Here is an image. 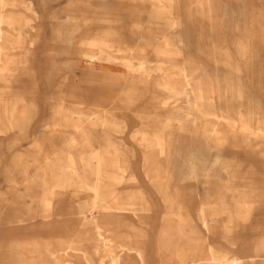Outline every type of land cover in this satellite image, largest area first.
<instances>
[{
    "label": "rangeland",
    "instance_id": "1",
    "mask_svg": "<svg viewBox=\"0 0 264 264\" xmlns=\"http://www.w3.org/2000/svg\"><path fill=\"white\" fill-rule=\"evenodd\" d=\"M13 2V6L5 9V11L0 4V12L17 22L15 25L4 24L2 26L4 39L0 40L3 57L9 61L11 60L9 65L7 64L0 70V218L2 216V221H0V264H9L7 248L1 246L2 239L6 236H8V239L14 238L16 236L14 231L17 230L16 228H20L18 225H11L13 226L12 229L16 230L7 229V218L12 219L14 210L17 211H15L16 213L22 214L29 211V207L34 209L36 204L28 202L30 200L29 196H44L49 188L30 186L29 179L54 177L50 175V165H41L38 162L40 151L35 149L34 145L40 140L41 136L46 135L62 148L58 154L57 165L59 166L66 162L67 156H73L78 162L85 157L91 158L90 163L92 164L97 162L93 157L95 156V149L98 148L96 143H92L85 148L79 145L66 146L63 144L64 136L75 131L74 127L79 117L77 113H73L67 120H63L61 115H56L58 96L60 94L67 96L70 92V88L67 86L58 87V78L49 77L53 62L57 59V52L53 48L61 37L56 36L57 32L64 33L69 28H85L89 25V36L99 35L102 34L104 28L112 29V12L114 16L125 14L127 19L130 9L133 14L136 13L139 17V26L137 27L140 28V38L132 37L123 31L126 30L127 25L125 24L130 19H125V23L122 24V31L118 30L120 28L117 29L119 32L118 37L124 42L127 41L132 45L139 46L141 54L149 56L150 61L149 64L147 62L145 65V69H139L135 59H130L129 67L132 69L133 79L131 86L134 88L131 91L133 100L130 103L125 95L124 104L118 105L115 112H142L149 122L169 120L173 129L176 128L179 119H186L185 122L190 125L191 113L189 112L192 110L190 103L195 97V91L193 90L192 93L186 95L183 92L184 83L179 74L180 67L178 64L173 61L166 62L163 55L159 56L160 48L164 44L168 45L170 51H173L172 54L177 53L185 59L189 71H197L193 74V77L198 78L197 81L203 83V85L198 83L201 90L196 91V94L203 102L204 111L212 107L204 106L205 99L203 97H205L206 91L203 88L204 86H210L208 83H204V74L206 71L211 73L214 71L213 69H216L215 71L218 72L220 79L221 94L219 97L218 92L214 91L213 87L215 85H212L213 90L211 93L209 92V95L213 100L208 99L206 103L208 104L211 101L213 105V101H219L223 109L213 107L212 112H210L216 114L215 116L218 119L224 120L225 115L232 118L236 117L234 114L237 113L238 103L234 100L235 98L229 95L230 93L227 98V89L230 83L237 84L240 89L244 88L246 96L249 97H251L253 89L261 88L264 91V0H175L172 6H168L169 4L164 3L163 0V7H168L169 12L171 11L172 15L178 18L180 25L177 29L175 28L176 30L171 29L167 23L168 20L164 19H170L171 15L167 13L164 15L159 14L162 17L156 20L155 16L158 10L153 8L149 1L130 8L124 0L121 3L116 2L114 5H112V0H13ZM163 11L167 12V9ZM95 17H103L104 22L93 23ZM164 36L167 41L163 40ZM180 38L183 39L182 42L179 41ZM190 45H195L197 48ZM20 60L23 65L17 63ZM157 66L159 67L157 68ZM117 69L121 72L126 69V65L122 64ZM210 80L213 81L211 78ZM238 82L241 86L238 85ZM143 94L145 95L142 96ZM151 99L153 100L151 101ZM260 100L264 108V95ZM129 104L130 106H128ZM141 105H144L145 108H140ZM24 107L27 114L32 112L33 109H37V111L36 116L32 115L35 117L33 124L31 122V127L28 121L23 120L26 121V124L21 123L24 125V131H21L23 132L21 133L16 126V118H18L17 115ZM202 110L203 108L200 107L197 111L200 122L205 124V121L209 118L216 120L213 114L203 116L204 111L202 112ZM49 118H52L56 124H66V135L62 132L49 135L45 127V123ZM259 118L264 120V112L260 113ZM222 123L218 128L219 131L236 132V129L231 128V125ZM26 126L29 127L26 128ZM109 126L111 125L97 127L91 132V135L115 136L116 131H112L113 129L111 130ZM137 135H134V138L138 140L137 142L140 145L135 144V151L132 154V165L134 167L130 166V169L136 170L135 167L143 163L140 171L144 174H150L149 169H155L158 166L152 155L154 148L149 145L146 135L141 134L140 138L142 140L140 141ZM223 139L226 138L223 137L221 141H224ZM194 147L203 149L204 153L199 157V163L201 164L205 163L214 154V150L205 151L206 145L203 138L185 135L179 138L178 141L173 140L170 142L169 148L174 150V159H170L167 164L162 157L159 169L168 170L173 167H176L174 169L180 167V172L185 174V170H187L186 163H188L187 157H189ZM261 149L260 147L257 148L259 152ZM140 155H143V161L139 159ZM111 163L112 158L109 159L107 164L109 166L103 162L100 169L101 175L106 178V181L112 173ZM88 167L92 168L93 165ZM88 167L82 166L80 174H65L67 188L58 192L54 204L59 203L66 196L69 197V200H74L78 205H81V211L87 213L82 204L89 201L94 195L85 187V184H91L92 180H88L82 174ZM37 168H40V170L36 171ZM182 173L177 174L172 182H168L169 188L175 190L179 196L182 195L180 197L181 202H177L181 205L182 210L186 214L197 216V207L200 202L197 192L199 191L202 194L205 190L204 186L194 184L195 181L183 177ZM221 189L227 190L226 192L223 191L228 199L225 207L231 210L234 205L230 201L237 194L244 195L252 190L264 194V174L248 177L240 174L233 180L225 181L223 179L209 182L208 191L210 194L220 192ZM194 194L197 197L193 196ZM31 199L35 200L36 198L31 197ZM48 205H50L49 202L38 204L41 207ZM245 216L238 218L231 225L232 235L230 236L225 235L223 218H213L214 220L211 222L213 233L210 236V241L217 251H233L235 249L233 243L238 234H245V237L264 238V200L253 205ZM215 227L219 229L215 230ZM21 228L24 235L29 237L40 234H46L45 236H47L55 227H52V222L35 216L23 221ZM188 228L185 229L188 230ZM18 236L24 237L22 233ZM53 236L68 238L70 233L63 230L53 233ZM223 243L229 245H222ZM30 254L32 255L34 252L31 251ZM95 259L98 263L100 260H103L102 263H106L107 255L102 248L95 255ZM21 263L19 260L17 261V264ZM249 264H264V251L261 259Z\"/></svg>",
    "mask_w": 264,
    "mask_h": 264
},
{
    "label": "crops",
    "instance_id": "2",
    "mask_svg": "<svg viewBox=\"0 0 264 264\" xmlns=\"http://www.w3.org/2000/svg\"><path fill=\"white\" fill-rule=\"evenodd\" d=\"M124 1L127 2L128 6H129L128 8L133 7L134 5L139 6V4H140L134 0H124ZM116 2L121 3L122 0H112V5H114ZM144 2H146V1H144ZM166 13L168 14V12H166ZM166 13L165 12H161V13L158 12L155 16L156 20L161 19L162 16H159V14L164 15ZM122 16L124 19L127 18V17H125L126 16L125 14ZM127 16H128V19H131L130 17H132V19L133 18L137 19L136 13L133 14L131 12V9L128 12ZM123 18H120V15L114 16L113 12H112V32H113V34H112V52L116 53V51H117L119 55H122V53H123L122 51H124L125 53H123V54L128 55L127 61L122 60L119 57H116V58L112 57V87H106V86H103L101 84L102 83V77H103L101 70H98L96 68H92L91 66L83 63L82 60H80L79 58H76V57H73L70 59L67 57L57 56V59L55 61L61 60L60 65L61 66L66 65V68H68L67 66H69L70 65L69 63L71 62L70 67L72 69V70H70L68 68L64 73H62L61 74V76H63L62 81H59L57 83L58 87L67 86L70 88V92L67 94V96H65L64 94H62V95L60 94V96L62 97L63 106L72 110V111H77L78 113H83V114L85 112H89L91 110H93L94 112H101V111L106 109L107 113L98 116L96 119L94 118L92 120L91 124H89V123L87 124V122H84V120H83L82 123H86L83 126V131L87 134H91V132L94 129H96L97 127H100V126L106 127L110 124L111 126H109V127L111 128V130L113 129L112 131H116L115 136L111 137L109 135L108 137H104V136H101L100 134H92V136H96L97 138H99V137L110 138L115 142H120L125 147H127V146L129 148H131L132 146L135 147V145L133 144V138H134L133 134L136 135V134L140 133L139 135H137L140 140H142V138H140L141 134H143V135L145 134L146 136L147 135L150 136L149 138L147 136V138L149 140V145L151 146V148H154V147L156 148L157 144H156L155 140H158V139L165 140V138H166V139H170L172 141L173 140L178 141L179 138L184 137L185 135H189L190 137L203 138L204 143L206 145V149H205L206 152H208V151L210 152V151L214 150L211 148V145L208 142V139L210 138V136L208 135L209 133L204 132L201 129L203 123L200 122L199 118L197 117V111H198L197 105H200V106L203 105L201 99L198 98V96L196 94V87H195L196 85L195 84L198 83V81H197L198 78L196 80V78L193 77V73H196L197 71H195V72L191 71L190 72L187 69L185 59H183L179 54L177 55V53L172 54L173 51H169L170 48H168V45L164 44L160 48L159 56L163 55V57H165L164 60H166V62H171V60H172V61L176 62L178 64V66H180L182 64L179 68V74L181 75L182 81L184 83L183 84V92L187 95L189 93H192L193 90H195V97L193 99L194 101L192 100V102L190 103V107L192 108V110H191L192 113L191 112L190 113H191V117L194 120V123H193V120H191L192 119L191 117H190V120H191L190 123L191 122L192 123L190 125H187V123L185 122L186 119H184V120L179 119L176 128L173 129V127L170 126V125H172V123L169 120H163L161 122L160 121L159 122L158 121L157 122H149L145 118V116L143 115L142 112H140V113H129V111L127 113L115 112L116 107L118 105L124 104L123 99L127 95H128L127 97L129 99L130 103L133 100L131 97V91L134 88L131 86L132 85L131 82H133V79H132V69L129 67L130 59H135V60L137 59L136 62L138 64L137 67H139V69H145L144 68V67H146L145 65L147 64V62L149 63V61H150L149 56H147V55L144 56L143 54H141L142 52H141V48L139 46L132 45L130 42H127V41L124 42L118 37V35H119L118 30L122 31L121 30L123 28L122 24L125 23V20H123ZM171 18L172 19L176 18V20L178 21V18L175 16L171 15ZM138 19H139V17H138ZM138 19L135 23V26L132 28L128 24H125V25H127V28H126V30H123V31L127 32L132 37L136 36V38H140L139 37V36H141L140 30H139L140 28L137 27V26H139V23H138L139 20ZM164 19L168 20L167 23L170 26L171 20L169 18H164ZM178 23H179V21H178ZM113 24H115V25H113ZM118 28H120V29H118ZM114 32L116 34H114ZM163 40L167 41V38L163 37ZM138 41H140V40L138 39ZM179 41L182 42L183 39L180 38ZM191 47L195 48L196 46L193 45ZM128 48H130L131 50H128ZM118 49H120L121 51H119ZM76 60H78L79 62L77 61L78 64L75 63V64H73L74 65L73 66L72 62L74 63ZM65 61L66 62L69 61V63H66ZM120 62H122V63H120ZM62 63H64V64H62ZM58 64H59V62H58ZM67 64H69V65H67ZM122 64L126 65V69L119 72V69H117V68H120V65H122ZM158 67L159 66H157V68ZM115 69H117V70H115ZM180 70L182 71L181 73H180ZM213 70L214 71H212L211 73L206 71V73L204 74V76H205L204 82L209 83L210 86H204L206 89L203 88L204 91H208V93L207 92L205 93V97H203V99H205L204 106H206V107H207V105L212 106V107H209V109H208V111L210 110L211 112H212L211 109H213V107L214 108L220 107L221 109H223L221 107L219 101H217V102L213 101V105H212L211 101H209L208 104L206 103L208 101V99L213 100V98L210 97V95H209V92H211L213 90L212 85H215V87H213V88H214V91L218 92L219 97L221 94V92H220V79L218 76V72L215 71L216 69H213ZM211 76H213V77H211ZM210 78L213 81H211ZM188 80H190V81H188ZM81 84H83V85H81ZM86 86H89V87H86ZM185 86L186 87L188 86L190 88L187 87L188 88L187 89ZM90 87L91 88L92 87L97 88V89H95L96 92L94 91V89H91ZM234 87H236V89H237V87H238L237 84L233 85L232 83H230L228 85L227 97H228V94L230 93V90H232V88H234ZM88 88H90V89H88ZM88 90H90L92 93ZM243 90H244V88H241V91H243ZM83 91H84V93H83ZM93 91L96 94H94ZM98 93H100L101 95ZM103 93H105V94H103ZM107 94H109V95H107ZM84 95H86V96H84ZM89 95H91L90 98H89ZM110 95H113V97H111ZM144 95L145 94H143L142 96H144ZM93 97H95V98H93ZM107 98H109V99H107ZM152 100L153 99H151V101ZM197 100H198V102H200V104L195 103V102H197ZM128 106H130V104ZM154 106H153V108H154ZM140 108H145V106L141 105ZM36 111H37V109H35V110L33 109L32 112H28V114H26L24 116V118H22V120H20L18 117L19 115H17L18 118H16L17 119L16 126L20 132L24 131L23 130L24 125H22V124L25 123L26 121L29 122L30 127L32 126L33 119L36 116L35 115ZM208 111H205L204 112L205 115L203 114V116L213 114V113L208 114L207 113ZM156 113H158V112L156 111ZM33 114L35 116H32ZM29 116H32V117H29ZM78 117H79L78 122H80V120H79L80 118H82V119L84 118V116L80 117V115H78ZM61 118L63 120H67L69 118V116L61 115ZM23 120H26V121L24 122ZM212 120L213 119L209 118L206 121L209 122ZM52 121L55 122L52 118L51 119L49 118V120L45 123V127L47 126L48 123H51ZM145 121H147V122H145ZM206 121H205V123H206ZM31 122H32V124H31ZM121 122H123V123H121ZM114 124H116L117 126L114 127ZM168 124H169V126H168ZM122 125H124V126H122ZM29 126H26V128H28ZM58 126H59L58 131L65 133V135H66L67 125L66 124L65 125L64 124L63 125L58 124ZM146 126H148V127H146ZM117 127H118V129H117ZM187 127H188V129H187ZM195 127H196V129H195ZM161 128H163V129H161ZM144 130H146V131H144ZM159 130H160V132H159ZM182 130L183 131L186 130V131L183 132ZM46 131L49 135H51L48 128L46 129ZM73 132L68 133L67 135H71V134H73ZM134 132H136V133H134ZM21 133H23V132H21ZM225 133L228 134L229 132H225ZM162 134H163V137H161ZM222 138L223 137H221V136L218 137V139L220 140L218 142V146H219V150L221 151L220 153L222 154V159H221L222 162L219 163V167H218V170L216 171V173L212 177H210L209 179H206V177H205L204 170L208 166V164H209V162L213 156V155H211V157L209 159H207L205 161V163H203V164L198 163V167L200 168V172H199L197 178H195V179L191 178L193 181H195L194 184H198V186H199V184H201L202 186H204V189H205L202 194L199 193V191L197 192V194H198L197 196L200 198L199 204H201V203L210 204V203L215 202V203H222V204L226 205L228 199H227L226 195L224 194V192H226L227 190L226 189L222 190L223 189L222 188L220 190V192L210 194L208 191L209 182H211L212 180L218 181V180H223V179L225 181L226 180L227 181L233 180L234 178H236L240 174L245 175L246 169L256 170L259 168V167L257 168V166H255V164H260V162H261L258 157H254V156L252 157L249 155L246 156L247 154L244 152V149L238 143L234 142V140L224 142V141H221ZM150 139H151V141H150ZM227 139L228 138L223 139V140H227ZM92 143H96V146H98V148L103 147L104 149H107L105 146H102L100 143H98L96 141H93ZM92 143H89V145H91ZM63 144L67 145L65 139L63 141ZM136 145L138 146L140 144L137 143ZM51 147L57 148L59 146H57V144H54V142H52L49 139V137H47L46 135L41 136L40 140L35 143V149H39V151H40L39 155L43 154L42 152H45V150L50 149ZM196 147H197V145H196ZM196 147L193 148L190 155L192 154V152L194 150H199V153H198V159H199V157H201L204 152H203V149L196 148ZM155 148H154V151L152 153L155 152ZM133 152H134V150H130V153L133 154ZM173 155H174V150H173ZM249 157H252V159H250ZM73 159H74V161L72 162L71 165H67L66 164L67 162H65V163H63L64 165L61 164L60 166L57 165L58 166L57 168H51V171L56 172V174H53V175L50 174L51 176H54V177H48V178L46 177L45 179L44 178H40V179L30 178L29 179V185L30 186L53 187V190H52V194H51L50 198L42 199L41 197H44V196L30 195L29 196L30 200H28V202L35 203L36 204L35 208L31 209L29 207V211L22 213V214L16 213L17 211L14 210V214H13L12 219L7 218V220H6V224H7L6 228L7 229L8 228L12 229L13 226H11V225H15V226L18 225V227H20V228H16L17 230L12 229V231L16 230V231H14V232H16V236H15L16 238L14 237L12 239H8L7 238L8 236L3 238L2 247L7 248L8 263L9 264H17V261L19 260V262H22L23 264H29V263L30 264H89L90 262H92L90 264H161L163 256L164 257L169 256L171 254V252L173 251V249H171V247L164 248V246L158 242H160V234H161L160 231L162 230V228H160V226L161 227L163 226L162 220H163L164 215L166 213L165 204L167 202L168 203H170V202H175V203L181 202L180 197L182 195L179 196L175 190H172L171 188H169L170 186L168 184V182H172V180L175 179L177 174H181L179 172L180 167H178L177 169H174L176 167H173V168H170L171 170L170 169L162 170V169H159L160 163L157 162L156 165H158V166L155 169H149L151 171V173H150L151 175H150V174H144V172L140 171L141 167L143 166V163L142 164L140 163L139 168H137V166H136L135 167L136 170L130 169V166H133L132 162H131L132 159H131L128 162L127 166L124 167L126 170L123 168L124 173L122 175L126 179L134 171H139L140 182L136 186L140 188L141 194L144 197L145 201L149 204L150 210L147 212L133 211L131 209H125L123 211H115V210H112L110 208V206H108V205H111V203H112V195H111V197H108L107 199L102 200V201H100V199L94 200V195H93V197L89 201L82 204L83 209H85L86 212L88 213V214L87 213L85 214L84 212L81 211L82 210L81 205H78L74 200L73 201L69 200V197H66V196L63 197L62 201L54 204V200H55V198H57L58 192L59 191L61 192L65 188H67L66 183H65L66 179L65 180L63 179L64 181L62 184H58V181L60 180V178L65 177V174L71 175L72 173H78V172H79L78 174H80L81 173L80 170L82 169V166L88 167L82 161L78 162L75 160V158H73ZM140 159H141V161H143V155H140ZM80 160H82V159H80ZM245 161H247V164H245ZM94 164H96V163H93L91 165H94ZM245 165H247V166H245ZM114 167L115 166H113L112 170L115 169ZM100 169H101V166L98 167V166L94 165L92 168H90V167L86 168V170L82 174H84L88 180L93 181V177L91 176V172L97 171V170L101 171ZM39 170H40V168H37L36 171H39ZM153 170L154 171L155 170L156 171L161 170L160 177H158L156 179V181L159 182V184H155V180L153 179V175H152V172H154ZM45 174H48V173H45ZM182 174H183V177H186V175L184 173H182ZM33 176H35V175H33ZM88 191H90V190H88ZM182 194H184V193H182ZM167 196H169L168 197L169 199L167 198ZM193 196L197 197L196 194H194ZM232 196H233V194H232ZM31 197H35L36 199L33 200V199H31ZM239 197H241L240 194L233 196V198L231 199L230 202L235 203L236 201H238ZM39 198H41V199H39ZM41 202H49L50 205L42 206L43 207L42 208L41 206H38V204ZM92 202L103 203L104 208L92 211L91 210L92 204H94ZM180 211L182 212V214L188 215L182 210V208ZM197 213H198V209H197ZM224 213H225V215H227L229 213V210L226 209L224 211ZM24 215H26V216H24ZM35 216L39 217L40 219H44L46 221L52 222V227H55V228H53L52 231L50 233H48L49 235L45 236L46 234H40V235L29 236V237H26V235H24V231H22V228H21V223L25 220H29L31 218H34ZM193 216L197 217L195 215H193ZM21 218H23L24 220ZM189 228H188V231H190ZM63 230L69 231L70 236L68 238H62L59 236L54 237L53 236V233H57V232L63 231ZM21 233L23 234L24 237L18 236V234H21ZM99 234H100V236H99ZM211 235L212 234H209V237H208L209 242L208 243L206 242L204 245H202L203 246L202 249H206L208 247L209 243L212 246H214L213 243L210 241ZM225 235L230 236V235H232V232H228ZM104 237H105V239H104ZM43 244H45V246ZM97 245H99L98 246L99 248H97ZM126 245H128V246H126ZM183 245L187 247V245L185 243ZM222 245L226 246L229 244L223 243ZM233 245L235 246V249H245L248 246L244 240V237L239 236V235L234 240ZM42 247H44V248H42ZM104 247H106V248H104ZM61 248H63V249L61 250ZM101 248L104 250V252L107 255L106 263H102L103 260H100L99 263L96 262L95 255L97 253H99V250ZM55 249L57 251H55ZM169 249H170V251H169ZM31 251H33L34 254L31 255L30 254ZM51 251L52 252L54 251V252L52 253ZM162 251H165L167 254L164 253V255H163ZM47 252L50 254V256ZM55 253H56V255H55ZM214 253L216 255H220V256L226 254V252L217 251L215 246H214ZM123 255H125L124 262L122 261ZM32 256H34V259L32 258ZM52 256H54V257H52ZM86 256H88L87 259H86ZM27 258L29 261L27 260ZM29 258H31V259H29ZM32 260H33V262L31 263L30 261H32Z\"/></svg>",
    "mask_w": 264,
    "mask_h": 264
},
{
    "label": "bare ground",
    "instance_id": "3",
    "mask_svg": "<svg viewBox=\"0 0 264 264\" xmlns=\"http://www.w3.org/2000/svg\"><path fill=\"white\" fill-rule=\"evenodd\" d=\"M55 1H57V0H55ZM134 1H136V2L139 1L138 3H141V2H144V1H149L152 4V7L155 8L156 10H158V11H156L157 13L158 12H160V13L164 12L163 10L167 9L168 14H170V15H172L171 11L169 12L168 7H163V4L167 3V4H169L168 6H172L175 3V0H164V3H163V0H134ZM13 3H14L13 0H0V4L4 8V11H5V9H8V8L12 7ZM31 11H33V10H31ZM8 13H9V11H8ZM11 13H12V11H11ZM172 16H174V15H172ZM95 18L96 19L93 21V23H103L104 22V20H103L104 18L103 17H95ZM120 18H123V16L121 15ZM130 18L131 19L129 20V22H127V24L132 28V27L135 26V23H136V21L138 19V16H137V19L136 18L132 19V17H130ZM125 19H127V18H125ZM125 19L123 18V20H125ZM14 20L9 19L8 17L4 16L2 12H0V40L4 39L3 38L2 26L4 24H9V26L17 24V22L14 21ZM170 20H171L170 28L171 29H175V28L177 29V27L179 26V23L176 20V18H173V19L171 18ZM29 21H32V20H29ZM88 29H89V25L86 26L85 28L84 27H82V28L78 27L76 29L75 28H69V30H67V31L65 30L66 32H64V33H62L61 31L57 32L56 36H58V37L61 36V37H60V40L57 43H55V47L53 49H55V51L57 52V56H59V57H67V58H70V59L73 58V57H76V58H79L80 60H82L83 63L91 66L92 68H96L98 70H101L102 71V76H103L101 84L103 86H106V87H112V57H115V58L119 57L120 59L127 61V56L128 55L127 54L124 55L123 54V53H125L124 51H122L123 52L122 55H119L117 51H116V53L112 52V34H113L112 29L104 28L102 34H99V35H97V34L95 35L94 34V35H91V36H89L90 32H89ZM114 34H116V33L114 32ZM12 38H14V37H12ZM14 42H15V40H14ZM118 50L121 51L120 49H118ZM128 50H131V49L128 48ZM169 51H170V49H169ZM244 53H245V51H244ZM11 57H14V56H11ZM19 58H20V56H19ZM10 61L7 60L5 57H3L2 49L0 48V70L3 69L7 64L9 65ZM77 61L78 60H76L74 63L72 62V65L75 64V63L78 64ZM58 62H59V64H58ZM17 63L20 64V65H23V62L21 60L17 61ZM60 63H61V60L53 62V65H52L51 70H50L51 71L50 72L51 75L49 74L50 75L49 77L50 78L51 77H56V78L59 79V81H62L63 76H61V74L64 73L68 68L70 70H72V69L70 67L71 66V62L70 63H69V61L66 62V63L70 64V65L67 64V65H69V66H67L68 68H66V65L61 66ZM64 63H62V64H64ZM101 63H103V64H101ZM196 69H194V70H196ZM39 70H40V68H39ZM181 72L182 71L180 70V73ZM42 79H44V78L42 77ZM196 80H197V78H196ZM188 81H190V80H188ZM198 83H199V81H198ZM198 83L195 84L196 86L194 85L196 87V91H200L201 90V88L199 87L200 85H198ZM83 84H81V85H83ZM200 84L203 85V83H200ZM238 85H240V82H238ZM86 87H89V86H86ZM90 88H88V89H90ZM188 88H190V87H188ZM91 89H94V91H95V89H97V88L92 87ZM204 89H206V88L204 87ZM253 90L254 91H251V93H252L251 97H249L248 95L246 96L245 90H244V93L242 94V91H241L239 86L237 87V89H236V87L232 88V90H230V95H231V97H234L235 100L238 103V105H237V113L234 114L236 117L232 118L229 115H225L224 116V120H221L220 118L218 119L215 116L216 114L215 115L213 114V116L216 117V120L215 121L214 120L213 121H209V122L206 121V123L202 125L201 129L204 132L209 133L208 135L210 136V138L208 139V142L210 143L211 148L215 150L214 154H213V156H212V158H211V160H210V162L208 164V166L204 170L206 179H209L210 177H212L216 173V171L218 170V167H219V163L222 162L221 161L222 154L220 153L221 151L219 150V146H218V142L220 140L217 139L219 136L228 138L227 140H224V141H233L234 140V142L238 143L244 149V152L247 154L246 156H248V155L252 156V157L254 156V157H258L260 159V161H261L260 164H255V166H257V168L258 167L259 168L256 169V170H248V169H246L245 170V175L246 176L258 175V174L259 175H263L264 174V120L259 118L260 113L264 112L262 101L260 100L262 95H264V91L261 88H256V89H253ZM88 91H90V90H88ZM95 92H94V94H96ZM83 93H84V91H83ZM100 93H98V94H100ZM103 94H105V93H103ZM107 95H109V94H107ZM84 96H86V95H84ZM90 96L91 95H89V98H90ZM110 96L113 97V95H110ZM93 98H95V97H93ZM109 98H107V99H109ZM58 99H59V101H58V109L56 108V113H57L56 115L70 116L73 113H75V114L77 113L78 115H80V117L84 116L83 119L82 118L79 119L80 122H77L76 126L74 127L75 131L73 132V134L64 136V139H65L66 144H67L66 146H77V145H79V146H83L85 148V147H87L89 145V143H92L93 141H96V142L100 143L102 146H105L107 149H104L103 147L95 149L97 152L95 151V156H93V157H95L97 162H95L96 164H94V165L100 167V166H102L103 162H104L105 165H107L108 162H109V159L112 158V163H111L112 164V168H113V166H115L114 167L115 169L112 170V173L109 176V178H107V181H106V178L103 175H101V171L97 170V171H92L91 172V176L93 177V181H92L91 184H86L85 186H86V189H88V190L93 192L94 200H99L100 199V201H102V200L107 199L108 197H111V195H112V203H111V205H108V206H110V208L112 210L123 211L125 209H131L133 211H140V212L149 211L150 210L149 204L145 201L144 197L142 196L140 188L136 186L140 182V176H139L140 173H139V171H134L126 179L122 175L124 173L123 168L125 166H127L128 162L133 158L132 153H130V150H134L135 151V147L134 146H132L131 148H129L128 146L125 147L120 142H115V141H113L110 138H101V137L97 138L96 136H92L91 134H87V133H85L83 131V126L86 124V123H82L83 120H84V122H87V124L88 123L91 124V122H92V120L94 118L96 119L98 116L106 114L107 110L105 109V110H103L101 112H94L93 110H91L89 112H85L84 114L83 113H78L77 111H72V110L64 107L63 106L62 97L60 95L58 96ZM195 103L196 104H198V103L200 104V102H198V100ZM197 106H198V108H200V107L203 108L202 112L204 111V107H202L200 105H197ZM205 111H206V109H205ZM221 113H222V111H221ZM26 114H27V112H26L25 107H24L23 110H21L20 113L18 114L19 115L18 116L19 119L22 120V118H24V116ZM202 114H204V113H202ZM191 120H193V118ZM145 122H147V121H145ZM222 122H224L225 124L231 125V128H235L236 132L235 133L232 132V133H228L227 134V133H225L223 131H219L218 128H219L220 124L221 125L223 124ZM121 123H123V122H121ZM193 123H194V120H193ZM115 126H117V125L114 124V127ZM122 126H124V125H122ZM168 126H169V124H168ZM170 126H172V125H170ZM46 127L49 129V132H50L51 135L53 133H57V132L59 133V131H58L59 130L58 129L59 126H58V124H56V122L52 121L51 123H48ZM146 127H148V126H146ZM188 127H187V129H188ZM117 129H118V127H117ZM161 129H163V128H161ZM195 129H196V127H195ZM144 131H146V130H144ZM185 131H183V132H185ZM159 132H160V130H159ZM134 133H136V132H134ZM134 135L135 134H133V136ZM144 136H145V134H144ZM162 136H163V134H162ZM149 137L150 136H148V138ZM64 139H63V141H64ZM151 139H150V141H151ZM137 141L138 140L133 138V144L134 145L138 143ZM139 141H140V139H139ZM171 141L172 140H170V139H165V140L158 139V140H155L157 145H156V148L154 147L155 148V152L152 153V155H153L154 160L160 163L159 166H161V160H162L161 158L162 157L164 158V160H166L167 164H168L170 159H174L175 153L173 155V150L171 148H169V144H170ZM52 142H54V141H52ZM258 147L262 148L260 152L257 150ZM61 149H62L61 147H57V148L56 147H51L50 149L45 150V152H42L43 154H40L38 162L41 165H43V164L44 165H50L51 168L52 167L56 168L57 163H58V154L60 153ZM49 151H50V154L48 155ZM198 153H199V150H194L192 152V154L189 155V157H187L188 158V161H187L188 163H186L187 164L186 165L187 170H185L186 171L185 175L188 178L195 179V178H197V176H198V174L200 172V168L198 167V163H199ZM85 154H83V155H85ZM67 155H68V153H67ZM136 156H137V154H136ZM252 157H249V158L252 159ZM73 158H74L73 156H67V160H66L67 163L66 164L67 165H71L72 162L74 161ZM81 159H82V162L86 166H90L92 164V163H90L91 162V160H90L91 158L89 159L88 157H85V158H81ZM139 159H140V157H139ZM149 159H150V157H149ZM132 161H133V159L131 160V162ZM149 162L152 163L151 161H149ZM245 164H247V161H245ZM107 166H109V165H107ZM245 166H247V165H245ZM137 168H139V165L137 166ZM180 173H182V172H180ZM50 174L53 175V174H56V172L51 171ZM75 174H77V173H75ZM160 174H161V170H159V171L155 170L154 172H152L153 179L155 180V184H159V182H157L156 179L158 177H160ZM63 179L65 180L66 178L65 177H61L60 180L58 181V184H62L63 181H64ZM52 190H53V187H49L47 189L46 193L44 194V198H50V196L52 194ZM46 195H47V197H45ZM168 197L169 196H167V198ZM263 200H264V194H262V192H256V191L252 190V191L248 192L247 194L241 195V197H239L238 201L233 203V205H234L233 209H231V210L228 209L229 213L227 215H225V213H224V211L226 210L225 204L215 203V202L214 203H210V204L201 203V204L198 205V208H197L198 209L197 217H194L192 214L184 215L180 211L181 210V205L180 204H177L175 202H170V203L167 202L165 204L166 213H165L164 218L162 220V225L163 226L162 227L160 226V228H162V230L160 231L161 232V234H160V242H158V243H161L164 246V248L171 247V249H173V251L171 252L170 255L168 254L169 256H166V255H165L166 257L163 256L161 264H249V263H253L256 260L261 259V257L263 256V251H264L263 250L264 238L245 237V234H242V235L238 234L239 236H243L244 237V240H245V242H246V244L248 246L245 249H234L231 252L228 251V252H226V254L221 255V256L220 255H216L214 253V246H212L210 243L208 244V247L206 249H202V247H203L202 245H204L206 242L207 243L209 242L208 241L209 240L208 239L209 234L213 233V230H212L213 227L211 225L212 220H214L213 218H215V217H222L223 218L225 234H227L228 232H231L230 228H231V225L234 224L235 220L245 216V214L250 210V208L253 205H255L257 202H260V201H263ZM92 203H94V204H92V208H91L92 211L104 208V204L103 203H98V202H92ZM24 216H26V215H24ZM1 219H2V216L0 218V221H2ZM21 219H23V218H21ZM186 227H190L189 228L190 231L186 230L185 229ZM238 227H239V224H238ZM218 229H216V227H215V230H218ZM99 236H100V234H99ZM105 237H104V239H105ZM184 243L187 245V247L183 245ZM2 245H3V239L1 241V246ZM43 245L45 246V244H43ZM98 246L99 245H97V248H99ZM126 246H128V245H126ZM42 248H44V247H42ZM104 248H106V247H104ZM56 249H55V251H57ZM62 249L63 248H61V250ZM169 251H170V249H169ZM164 253H166V252L162 251L163 255H164ZM55 255H56V253H55ZM49 256H50V254H49ZM52 257H54V256H52ZM87 257L88 256H86V259H87ZM32 258L34 259V256H32ZM124 258H125V255H123V257H122V261L123 262L125 260ZM29 259H31V258H29ZM27 260H28V258H27ZM30 262L32 263L33 260L30 261ZM90 263H92V262H90Z\"/></svg>",
    "mask_w": 264,
    "mask_h": 264
}]
</instances>
